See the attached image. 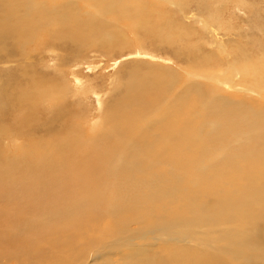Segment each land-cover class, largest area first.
I'll return each mask as SVG.
<instances>
[{
	"label": "bare ground",
	"instance_id": "obj_1",
	"mask_svg": "<svg viewBox=\"0 0 264 264\" xmlns=\"http://www.w3.org/2000/svg\"><path fill=\"white\" fill-rule=\"evenodd\" d=\"M90 2H101L102 4L99 3V5H96L97 8L96 10L93 9V12L90 10L86 11L85 7L90 8L92 6ZM95 2L93 0H82L81 5L84 7L81 8L76 0H19V4L17 3V0H0V44H3L0 48L4 50V52H2V50L0 51V66L7 65V63H15L19 70L16 71L19 74L21 71L25 70V61L31 60L33 56L30 55L32 53H37V51H46L49 56L52 55L51 57L54 59V64L51 65H55L57 63L58 60L55 59V54H57L58 51L64 52V54H70V56L76 58L75 61L77 60L76 62L73 61V63L75 62L77 66L70 65V68H72L71 73L73 74V76H71L73 80L72 88L69 86L71 82L68 81L66 83L67 77L65 78L64 71L69 68V61H64V58L60 59L61 62L58 61L60 64L55 66V69L54 67L52 68L54 69L53 72H47V69H44L47 70L44 75L37 72L34 79L35 81L29 77H27V79L25 78L24 83L27 82L30 88L34 89L33 92L35 90L38 91L37 95L36 93L34 94L37 96V98L35 96L36 99L33 101L34 103H31V106L29 105L30 111L27 110L28 112L25 114L24 110H26V108L23 103L20 101L16 103V100L11 99L12 95H10L9 98V95L6 94L8 97L6 95L5 97L8 99L3 98V104L0 102V134L1 132H4L2 134L5 135L12 134L15 132L14 125H18L22 126L23 130L24 126H26L25 132L33 134L34 136L41 137L38 133L50 135L55 128L54 127L52 129V125L55 122L52 123L50 119H52L51 110L54 108L57 109V103L54 101L57 97L54 99L56 95L53 94V100L49 90L51 91V89H53L52 85L60 80V87L66 89L68 93L69 91L70 93L74 91V96L79 99L77 100L78 102L80 99L81 101L82 99L85 100L88 96L98 99V101L96 100L98 104L96 105V112L101 113L98 121L105 123V121H101V117L103 116L110 119V125L103 127L102 123V128L99 127L100 130L97 133L102 134L103 136L95 143V136L88 141L90 145L95 148L94 153L89 149L90 147L86 148L82 146L81 148L73 146L68 151L63 153L65 158L72 159V162H70L72 164H69L72 171L70 173L72 175H69L71 178L69 177L67 180L72 184L69 195L70 197H68L69 189L67 190L64 189L65 187L63 188L59 186L56 187V184L55 187H46L45 182V186L42 187L46 188L38 189L35 192L34 197L41 198L39 199L40 203L43 201L49 202V204L53 203L51 205L53 207L52 215L56 216L65 211L66 214L70 215L69 218H71L72 215V217L75 216V218H78L79 220V217H81L80 215L84 212L83 209L88 206L86 195L89 193L83 194V191L84 193L86 190L90 191L87 189L89 183H96V186H93L94 188H98L100 183L101 186L99 189H101H98V192L99 197L102 198L101 195L105 191L103 188L108 187V183L106 182L107 179L113 178L114 181L119 182V180L124 177L123 179L130 182V188H125V185L127 184L126 182L123 184L125 187L121 186V184L120 187L123 190H121L123 192V194H121L130 204H134V211L131 220L133 219L134 222L138 224L139 228H141L136 237L131 236L134 232L131 228H121V232H124V236L121 234L123 236L124 244L122 243V238L117 236L118 239L115 241V244L118 247L116 248L119 249V246H122V248H131V240L134 237L135 239L138 238V240H141L143 245L146 247L154 244H162L163 247H161L166 249L172 248L176 244V241L186 242L191 240L196 243L197 247L202 249H199V251L193 250L198 252V257L195 259H187L185 261L186 257L184 256L185 259H183L184 261H179L180 264H229L225 259L231 257L233 253L228 250V248L243 245L240 241L247 240L252 242V244L249 245H251V250H253L252 252L255 251V253L245 264H264V120L260 118L258 112H256L257 110L255 111V109L251 108L247 104L242 103L243 101L240 102V105L236 106V104H234L236 108H233L228 106L227 101L225 100L227 97L225 96H220L218 94V96L215 97V95H213L214 93H205V91L201 94L199 91L200 87L196 84V82H193L194 80L188 83V88L184 90L178 89V87L173 84L177 83V79L179 77L178 75L177 78L172 76L174 74V70L179 68L182 71L186 70L184 73L194 76L195 80H199L200 78L201 72L198 70V67L201 64L194 61L195 59L202 61V57L200 56L202 53L197 48L193 50L189 41H186L189 37H184L185 39L183 38L184 35L188 34L189 30H193L196 37L201 39L204 38L201 40L202 44L200 46L197 44L199 48L210 49L207 48V45L210 44L212 48L211 50H220L222 55H227V58L225 57L226 63L230 64L234 70L233 73H231V78L225 80L226 83L227 81L236 83L244 80L249 74V70L245 69L246 65L241 64L236 57L233 58L232 62L228 59L232 58L230 56L231 51L244 49V44L238 42V38L240 36L236 32L229 34L219 32L210 16H207L206 26H204L203 29L205 35L198 36V27H196L198 26L197 15L201 12L200 5L202 3H200V5L196 4V8L194 9L192 8V5L190 6L188 3H184L181 0H163V4L161 3L160 6L157 3L148 4V6H151V10L154 9L156 13L159 12L154 15L156 16L155 18L149 14L150 18L148 19V8H143V5L141 6L143 2L141 3L139 0H96ZM203 3L206 4L207 1ZM168 5L172 6L173 9H168ZM144 6H147L146 3H144ZM243 7H245L244 4ZM162 13L165 15L169 13L170 16L168 18L173 19L167 22L164 26L167 29V34H172L175 31L177 32V35H180L181 37L163 38L160 34H153L154 32L151 28H155L159 26V24H162L160 21V16L163 18L161 15ZM104 15L110 16L111 20L115 24L117 23V25L126 22L123 23L121 27L125 25L129 33L134 32L135 34H138L139 31H142L145 36H149L146 46L145 43H140L139 37L136 38L137 41H132V43L131 41H125L122 44L125 45V49L131 50L130 53H132L129 54L130 57L124 64L121 63L122 60L117 59L118 61L109 62L106 65L100 64L99 66H87L89 71H95L94 73H96V69L98 67L100 68V66L103 65V68L105 69V67L107 68L109 65H112L110 70L115 71L113 73L116 75L121 73L123 75V80L126 79L127 82L125 81L126 84L124 85L126 87L125 91L128 90L127 95L126 93L124 94V98H126V100L124 102L121 100L113 105L105 104V99H107L106 95L108 93L106 95L103 93L98 96L91 94L94 93L93 87H91L90 83L91 80L87 81V79L82 77V72L80 71L82 62L79 63V61H81V56L79 55L83 54L84 49L89 48L91 44L94 45L95 42L100 41L103 42L102 45L100 44L101 47L105 48L104 46L107 43L109 44V47H111V42L114 39L119 38L120 40L121 32L117 34L119 28L113 22L110 23L111 26L110 24L107 25V22L104 21L105 18L103 19ZM153 18L154 20L151 22L150 20ZM53 21L59 24V28H61L59 31H65L64 36L67 39L66 42L63 41L65 38L59 42L58 40L57 42L55 41L53 35L54 30H52L54 29L53 27H55L53 26ZM240 21H242V19ZM42 26H44V29ZM45 27L47 30H45ZM121 27L120 29H122ZM166 29L164 31H166ZM7 40H9L11 45L14 46L11 50L8 49V51L4 46V43ZM30 43L31 45H29ZM116 46L118 45L116 44ZM116 48L117 47H115V49ZM121 48H123V46ZM146 49H148V51ZM259 50L264 51V46H260ZM40 53H37L39 54L37 57L34 56V60L40 63L42 62L41 67L45 66V68H48L46 66H49V61L44 60L45 58L40 55ZM150 53L155 54L157 57H170L174 66L170 65L168 62L165 64H168L169 68L167 67V69H162L164 72L159 73L158 68H155L156 70L153 72L151 71V73L148 74L145 73L142 78L145 79L148 85L149 93L143 94L141 90L137 91L134 89L133 85L136 83L135 80L137 76L134 75L132 77V72L129 67H135L136 73H142L139 68L150 67L151 69L154 65L156 67V64L150 63L155 60L154 57L150 56ZM94 57L96 56L94 55L93 59L91 58L87 62L93 61L95 59ZM85 61H83V63H86ZM237 64H241L242 66L237 67ZM27 65L28 64H26V66ZM28 67L31 68L32 63L29 64ZM41 67L37 70H41ZM257 67V70L251 71L253 81L249 84V89L251 88L254 90L253 92L256 93V96L258 95L260 97H264V63L258 64ZM103 68L100 69V72L104 71ZM33 69L34 67L32 68V71ZM0 74L2 73L0 72ZM178 74L180 75V73ZM113 75L112 80L109 79V85L112 87L114 82L117 85L109 88V91L107 92H110L112 89L118 90L121 86V84H118L119 80L116 76V79L114 80ZM169 76L172 78L171 80H168ZM4 77L5 75L3 78ZM12 77L14 79L13 73L7 75V83L11 81L10 79ZM213 77L215 78V76ZM218 80L220 82L219 77ZM17 82H19V79L15 80L13 83L15 84ZM157 82H160V86H158V88H156ZM167 83H170V88H173L171 85L174 86V89L176 87V93L182 91L180 100L177 98L179 95H174L171 91V95L169 97H164L161 94V91L166 88L165 86ZM20 88L22 87H19V89ZM79 91L82 92L80 95H78ZM154 91L155 95H153ZM12 93L14 92L12 91ZM60 100H58V102H60ZM63 100L66 102L65 99ZM63 100L61 102H63ZM25 101L27 100L25 99ZM58 104L57 106H59ZM121 105H123L122 109H120ZM14 106L18 107V109L16 108L17 110H15ZM54 111L55 110H53V112ZM63 114H61V116ZM81 114L83 113H80L79 116H81ZM61 116L58 117L61 118ZM89 121L90 120L83 119V124H87V127H92L96 124L95 121L93 123ZM64 123L61 121V126L65 127ZM16 131L19 130L16 129ZM92 134L94 133L92 132ZM112 138L113 140L116 139L117 144H124L125 148H121L123 149L121 151H119V149L116 151L115 149L113 150V153H109L108 150L115 145L110 144V140ZM116 142L114 141V143ZM63 143L65 142L63 141ZM69 144L70 143L68 141L66 145ZM72 144L73 143L70 145ZM31 148L36 149L37 152L42 155L41 152H43V148L41 144L35 143L32 146L26 147V149ZM143 150L145 152H143ZM42 158L43 159L40 160V163L47 164L46 169L56 173V168L51 167L54 162L51 161L50 157L48 156L46 160L45 155H43ZM77 166H79L80 177L75 174L74 169L77 168ZM60 167L67 166L61 165ZM120 171L124 173L121 178H119V175H121ZM26 179L27 182L30 183V177L28 174H26L25 180ZM63 180L64 179L61 181ZM82 184L83 186L81 188ZM110 184L112 183L110 182ZM113 184L115 183L113 182ZM110 186L108 188H115V186L113 188ZM59 189L64 193H58L57 191H59ZM115 189L114 191H116ZM108 191L109 190H106V193ZM59 194L66 200L68 199L66 204L60 203V205L57 206L58 202L54 203L52 201L55 197L59 196ZM80 195H82L81 197L85 195L84 197H86V199L82 198V200L79 201ZM141 195L142 199L140 198ZM110 196L113 195L110 193ZM118 196H121L120 193ZM90 197L91 196H88L89 202L91 203L92 201H90ZM95 197L94 202L97 200ZM71 198L75 199L71 200ZM123 198L121 199L124 200ZM75 200H78V202ZM104 200L105 198L103 196V201ZM98 201L101 202L102 200L99 199ZM229 201H236L238 204L229 203ZM110 202L113 205V202ZM107 203L108 202H106V204ZM49 204H45L44 208L50 206ZM93 206L95 205L93 204ZM90 208H92V205ZM105 208H107V206ZM109 208H113V206H109ZM100 209L101 208L98 209L99 213ZM79 211L83 212L78 215L77 213ZM102 212L100 214H102ZM62 214L60 216H62ZM86 215L84 214L83 218L86 217ZM121 215L123 216V211ZM58 217H52V220L54 218L58 220ZM123 218L121 220H123ZM56 219H54L53 222L59 223ZM139 219L142 220L139 221ZM97 220L98 219L95 221ZM39 222L42 223L41 221ZM45 223L46 222L44 221L42 228L47 227L44 226ZM45 225H47V223ZM95 232L96 229L89 234H94L96 236ZM105 233L109 232H103L104 235ZM82 235L84 234L82 233ZM107 236L109 235L107 234ZM103 237L105 236H102V238ZM96 238L99 237L96 236ZM166 239H169V241ZM108 240L111 241L110 238ZM88 241L89 239L85 241L86 246L92 244L91 242L87 244ZM93 247H95V245ZM206 247L211 248V254L207 251V249L204 250ZM102 248V251H105L104 247ZM69 249H65L66 256H69V253H67ZM92 249L90 250L89 248L90 251L87 250L88 253L92 252ZM113 249L114 248H111L112 251ZM93 250H95V248ZM172 250L173 249H168V251ZM72 252L75 253L74 250H72ZM95 252L98 251L95 250ZM88 253L87 255L92 256V254ZM119 254H122V251L119 252ZM63 255L65 256V254ZM95 255L96 254H94L93 260L96 259ZM70 256L69 259H72ZM36 257L37 256H35V258ZM72 257H74V255H72ZM246 257L247 256H244L243 258ZM84 263L86 262L84 261Z\"/></svg>",
	"mask_w": 264,
	"mask_h": 264
},
{
	"label": "rangeland",
	"instance_id": "obj_2",
	"mask_svg": "<svg viewBox=\"0 0 264 264\" xmlns=\"http://www.w3.org/2000/svg\"><path fill=\"white\" fill-rule=\"evenodd\" d=\"M76 1L80 5L81 8L84 7L83 5H81L82 0H76ZM93 1L95 2L96 0H93ZM181 1H183L184 3H188L190 6L192 5L193 9L196 8L195 7L196 4L200 5V3H202L200 5L201 12L197 15V18H198V20H197L198 24L197 25L198 26H196V27H198V29H197L198 36H204L205 35L203 29H204V26H206L207 16L211 17L212 22L214 23L216 29L219 30V32L227 33V34L232 33V32H236L240 36L238 38V42L241 44H244V49H241V50L236 49L234 51H231L230 56L232 58H228V59L232 62L233 58L236 57L240 61L241 64L246 65L245 69L249 70V74L244 80H241L239 82L232 83L231 81L230 82L227 81V83H226L225 80H227L228 78H231V73H233V70H234V69H232L230 64L226 63L225 57L227 58V55L226 54L222 55V52L220 50H216V51L211 50L212 48H211L210 44L207 45V48H210V49L199 48L198 45L200 46L202 44L201 40H203L204 38L201 39V38L196 37L194 31L189 30L188 34L184 35L183 38L189 37L186 41H189V44L193 47V50L197 48L202 53L200 56L202 57L201 60L203 61V63H202V61H199L198 59H195V61H194V62H198L201 64L198 67V70L201 72L200 73L201 75H200L199 80L198 79L195 80L194 76L184 73V71L186 72V70L182 71L181 69L176 68V70H174V72H173L174 74L172 76L177 78V75H178L179 78H181V77L182 78L181 79L178 78L177 83L173 84V85L178 87V89L184 90V89L188 88V83L192 82L194 80L193 82L194 83L196 82V84L200 87L199 91L201 92V94H203L205 91V93L206 92H210V93L212 92L211 94L214 93L213 95H215V97H217L218 94L220 96H225V97H227V98H225V100L227 101L228 106L233 107V108H236L234 106V104H236V106H237V105H240V102L243 101L242 103L247 104L251 108L255 109V111L257 110L256 112H258L260 118L264 120V97L263 96L260 97L258 95L256 96V93L253 92L254 90H252L251 88L249 89V84L253 81V79L251 77V71L257 70L258 69L257 65L264 63V56H263L264 51L259 50L260 46H264V43H263V41H264V0H254L255 2L253 0H241V1L240 0H231V1L230 0H205V1L204 0L203 1L202 0H181ZM206 1H207L206 4L203 3ZM139 2H141V3L143 2L142 4L140 3L141 6L143 5V8H146V9L148 8L147 9V12H148L147 18L148 19L150 18L149 14H151L155 18L156 16H154V15L159 13V12L156 13V11H154V9L151 10V6H148V4L150 5L152 3H154V4L157 3L159 6L161 5V3L163 4V0H139ZM17 3L19 4V0H17ZM90 3L92 4V6L90 8L85 7L86 11L90 10L93 12V9L96 10V8H97L96 5H99V3L102 4L101 2H95V3L90 2ZM144 3H146L147 6H144ZM214 4H215V6H214ZM243 4L245 7H243ZM205 5H207V6H205ZM220 6H222V7H220ZM140 8H142V7H140ZM168 9L172 10L173 8H172V6L168 5ZM108 15H110V14H108ZM108 15L103 16V19L105 18L104 21L107 22V25H109L110 23L113 22L110 18L111 15L110 16H108ZM161 15L163 16V18H161V16H160V21L163 24V26H162V24H159V26H157L155 28L154 27L151 28L152 31L154 32L153 34H155V33H156V35L160 34L161 37H163V38L181 37L180 35L178 36L177 32H175V31L172 34H167V29L164 26L166 25L167 22H169L173 19L168 18L170 16L169 13L166 15L164 13H162ZM219 16L221 17L222 20L220 19ZM154 18L151 19L150 21L153 22ZM241 19H242V21H240ZM145 20H147V19H145ZM53 23H54L53 26H55V27L52 26L54 28L52 30H54L53 35H54L55 41L56 42H57V40H58V42L62 41V39L65 38V36H64L65 31L64 32L59 31V29H61V28H59V24L56 23L55 21H53ZM123 23H126V22H123ZM122 24H118L119 26L117 25V23L115 24L119 28L117 31V34H119L121 32V36H120V40H119V38H117L111 42L110 46L111 47L113 46L112 49H111V47H109L108 43L104 46L105 48L101 47L103 42L98 41V42H95L94 45L91 44L89 48H86L87 50L84 49V51H83L84 53L79 55V56H81L80 57L81 61H79V63L82 62L81 63L82 67H80V71L82 72L81 75H82V77L87 79V81L91 80L90 83H91V87H93L94 93H91V92L90 93L95 95V96L102 95L103 93H105V95H106L108 93L106 95L107 99H105L106 105H113V104H115L121 100H122V102H124L126 100V98H124V94L126 93V95H127L128 90L125 91L126 87L124 85L126 84L127 81H126V79L123 80V75L121 73L119 75L114 74L113 72H115V71L110 70V67L112 65L111 66L109 65L107 68L105 67V69H106V71H105V69L103 68V65H106L109 62H116L118 60H122L121 61L122 64L127 62L126 60L130 57L129 54H132V53H130L131 50L124 48L125 45H122L125 41H131V43H132V41L133 42L137 41L136 38L139 37L140 43L143 42V43H145V46H146V43L149 39V36H145L142 31H139L138 34H135L134 32L129 33L128 29L125 27V25H123V27L125 29L123 27H121ZM110 26H111V24H110ZM139 26H140V23H139ZM42 27L44 29V26H42ZM120 27L122 29H120ZM164 28L166 29V31H164L165 30ZM45 30H47L46 27H45ZM124 32H126V33H124ZM248 36H250V37H248ZM123 38H124V40H123ZM66 40H67L66 38L63 39V41H65V42H66ZM139 40H138V42H139ZM4 44H5L4 46L7 49V51H8V49L11 50V48L14 47L11 45V42L9 40H7ZM96 44H98L99 46ZM116 44L118 46H116ZM1 45H3V44H0V47H2ZM29 45H31V43ZM95 46H97V47H95ZM122 46H123V48H121ZM115 47H117V48L115 49ZM1 50H2V52H4V50L2 48H0V51ZM146 50L148 51V49H146ZM40 52L37 51V53H40ZM37 53H35V54L32 53L30 55V56H33V58H31V60H29V61H27V60L25 61V63H24L25 70L21 71V73H19V74L17 73V71H19V70H18V67H16L15 63H11V64L7 63V65L0 66L1 67L0 72L2 73V74H0V92H1L0 93V102L3 104L4 103L3 98L6 99L8 97L7 95H9V98H10V95H12L11 99L16 100L15 101L16 103L19 101L23 103L24 107L26 108V110H24V114L28 112L27 110H29L30 106L34 103L33 101H35V99L37 98L36 95L38 93L37 90H35L33 92L34 89L30 88V86L27 84V82L24 83L25 78L27 79V77H29L30 79L34 80L37 72L41 75L46 74L47 70H48L47 72H49V71L53 72V70L55 69V66L60 64L59 63V62H61L60 59L64 58V61L65 60L69 61V64H68L69 68H67L64 71L65 78L67 77L66 83L68 81L71 82L69 84V86H71V88L73 87L72 86L73 80L71 77V76H73V74L71 73L72 68H70V67L72 65L77 66V64L75 63L77 61V60L75 61L76 58L70 56V54H66V53L64 54V52L58 51L57 54H55V59H57L59 62L57 61V63L55 65H51V64H54V62H53L54 59L51 57L52 55L49 56L47 54V52L44 51V52H41L40 55H42L45 58L44 60L49 61L48 62L49 66H46L48 68H45V66L41 67L42 62L40 63V62L34 60V58L37 57V55H39ZM94 55L96 56V57H94L95 61L93 60L91 62H87L89 59H91V58L93 59ZM150 56L154 57V59H155L154 62L152 61L150 63H154L157 65L156 67H155V65L152 66L154 69L153 68H151V69H153V70H151L150 67L139 68V70H141L142 73L141 72L136 73L135 67H129V69L132 72V77L134 75L137 76L136 80H135L136 83L133 85L134 89H136L137 91L141 90V92H143V94L149 93L148 85H147L145 79L142 78L143 75H145V73H147V74L151 73V71L153 72L154 70H156L155 68H158L159 73L164 72L162 69H167V67L169 68L168 64H165L168 62L170 65L174 66L173 61L170 57H162V56L157 57V56H155V54H152V53H150ZM123 59H125V60H123ZM73 61H75L74 62L75 64L73 63ZM83 61H85L86 63H83ZM31 63H32V67L30 68V67H28V65ZM26 64H28V65L26 66ZM100 64H103V65L100 66V68L98 67L96 69L97 70L96 73H94L95 71L92 72V71H89L87 69L88 68L87 66H90V65L99 66ZM241 64H239V65L237 64V67L242 66ZM33 67L36 71L34 69L32 71ZM39 67H41V70H37ZM53 67H54V69H52ZM102 68L104 71L100 72V69H102ZM44 69H47V70H44ZM11 73H13L14 79L12 77L10 79L11 81L9 80L10 81L9 82L10 84H9V83H7L8 80H6L7 79L6 77L8 74H11ZM175 73H177V74H175ZM178 73H180V75ZM99 74H100V76H99ZM4 75H5V77L3 78ZM112 75H113L114 80L116 79L115 76L117 77V79L119 80L118 84H121V86L119 87L118 90L112 89L110 92H107V91H109V88H112L115 85H117L114 82L113 86L110 87L109 79L112 80ZM213 76H215V78ZM217 76L219 77L220 82H219ZM191 78H192V80H191ZM17 79H19V82L14 84L13 82ZM171 79L172 78L169 76L168 80H171ZM200 80H202V81H200ZM92 81H93V83H92ZM60 83H61V80L55 82L52 85V88L54 90L53 89H51V91L49 90V92L52 95L51 96L52 99L54 97L53 94L56 95L54 97V99L56 97L57 98L55 100L54 99L53 100L57 104L59 103L58 104L59 106H57V104H56V107L58 110L59 109L61 110V111L60 110L58 111L55 108L53 109V110H55L54 112H53V110H51L52 111V113H51L52 119H50V120L52 121V123L55 122L53 125L51 123L52 129L55 127L54 131L57 133H55L54 131L51 133L54 135H51V134L50 135H44L45 133L44 134L38 133V135L41 136V137H39V136H34L33 134H29L28 132H25L26 126H24V130H23L22 126L14 125L15 126V128L13 127L15 130V132L13 130L14 133L5 135V134H2L4 132H1V134H0V252H1L0 253V264H26V263L27 264H38V263L39 264H41V263L42 264H52V262H53V264H72V262H73V264H79V263L80 264H123V263H125V264H180L181 260L185 259V257H186L185 261L187 259H191V258L195 259L196 257H198V252H195V251H199V249H202V248L197 247L196 243L192 242L191 240L186 241V242L176 241L175 242L176 244L172 248H168V249H173V250L168 251V249L162 248L163 247L162 244H154L152 246L146 247L143 245V242H141V240H138V238L135 239L136 235L139 234V230L141 227L139 228L138 224H136L133 219L131 220V217H132L133 211H134V204H130L122 196L123 190L121 189L120 185L122 184L121 186H124L123 184H125V182H126L127 184L128 183L129 184L128 185L126 184L125 185L126 187L125 186L124 187L127 189H128V187L130 188V182L123 179L124 173L122 171H120L121 173L119 172L121 174V175H119V178H121V176L123 177L121 179L122 181L121 180H119V182L114 181L113 178L107 179V181L105 180L108 183V187L111 185L110 186L111 188H113L115 186L116 189L115 188L110 189L108 187H107L108 189L103 188V189H105V191L101 195L102 198L99 197V192H98L101 189V188L99 189V187L101 186L100 183L98 185V188L96 187L97 189L94 188L96 186V183H89V185L87 186V189L90 191L86 190L85 193L83 191V194L89 193L88 195H86L87 199H86V197H84L85 195H83V197H81L82 195H80V197H79V201H81L82 198L88 200V206L85 207V209H83L84 212L79 211L80 213L79 212L77 213L78 215H80L83 212L82 215H80L81 217H79V220H78V218H75V216L72 217V215H71V218H69L70 215L66 214V212L64 211V212H62L64 214L61 213L62 216H60L61 214H58L59 217H58V215H56L58 217V220L56 218H54L59 223L53 222L54 219L52 220V217H56V216L52 215L53 207L51 205L53 203L49 204V202H46V201L45 202L43 201L40 203L39 199H41V198L34 197L35 192L38 189H42V188H46V187H50V186L55 187V184H56V187L59 186V187H63V188L65 187L64 189H67V190L69 189L68 197H70L69 195H70V189L72 187V184H71V182L69 183L67 180L69 177L71 178V176H69V175H72L70 173L72 171H71V168L69 165V164H72V163H70V162H72V159L68 158L70 160L69 161L67 158L64 157L63 153L68 151L73 146L74 147L77 146V148H81V146L86 147V148L90 147L89 149L94 153L95 148H93L88 141H90L91 138H93L94 136H95L94 143L96 141H98L100 139V137L103 136L102 134L97 133L100 130L99 127L102 128V126L106 127V125H110V123H109L110 119H108L105 116L101 117V121H105V123L98 121V118L101 114V113L96 112L97 111L96 105H98L97 104L98 99H96L92 96H88L87 98H85V100L82 99V101H81V99H80V101L78 102L77 100H79V99L74 96V93H73L74 91H72V93H70V91H69V93H68V91L66 89H64L63 87H60ZM173 85H171L173 88H170V83H167L165 86L166 88L161 91V94L164 97H169L171 95V92H172V94H174V95L178 94L179 96L177 98L180 100V95H181L182 91L176 93V87L174 89ZM10 86L15 87V88H12ZM158 86H160V82L156 83V88H158ZM19 87H22L23 89L22 88L19 89ZM32 87H34V86H32ZM58 88H59V90H58ZM95 90H97V91H95ZM12 91L14 93H12ZM22 91H24V92H22ZM3 92H4V94H3ZM35 93H36V95H34ZM81 93L82 92L79 91L78 95H80ZM60 94H62V95H60ZM5 95L7 97H5ZM57 95L58 96L60 95L59 98ZM153 95H155V91H154ZM35 96H36V98H35ZM120 96H121V99H120ZM252 97H253V99H252ZM19 98H20V100H19ZM136 98H137V96H136ZM22 99H23V101H22ZM25 99L27 101H25ZM63 99H65L66 102H64ZM58 100H60V102L63 100L64 103L63 102L60 103V102H58ZM235 102H237V103H235ZM64 104H65V106H64ZM41 106H42V104H41ZM0 107H1V105H0ZM63 107H66V108H63ZM16 108L18 109V107L14 106L15 110H17ZM122 108H123V105L120 106V109H122ZM64 109H66V110H64ZM63 111H65V112H63ZM79 112L83 113V114H81V116H79V114H80ZM77 113H78V115H77ZM61 114H63V115L61 116ZM57 115L61 116V118L58 117ZM64 115H65V117H64ZM20 116H22V115H20ZM64 118H65V120H64ZM83 119L90 120L89 122H92V123L95 121L96 124H94L92 127L89 125H88L89 127H87V124H83ZM61 121H62V123L65 122L64 126L66 128L61 126ZM102 123H103V125L101 126ZM82 126H83V128H82ZM20 128L23 130V132ZM56 128H58V129H56ZM16 129L19 130L20 132L16 131ZM92 132L95 135L92 134ZM16 134H17V136H16ZM12 135H13V137H12ZM111 140H110V144H115L114 145L115 147L114 146L111 147L112 149L110 148L108 150L109 153H113L114 152L113 150H115V149H116V151H117V149H119V151H121L125 148L124 144H117L116 139L113 140V138H112ZM63 141L65 143H63ZM68 141L70 144L73 143L75 145H73V144L72 145H70V144L66 145ZM114 141L116 143H114ZM35 143H39L42 145V148H43V152H41L42 155L39 154L37 152V150L34 148L26 149L27 146H32ZM87 145H89V146H87ZM119 145H121V146H119ZM121 148H123V149H121ZM58 152H59V154H58ZM143 152H145V151L143 150ZM56 153H57V155H56ZM62 154H63V156H62ZM43 155H45L46 160H47V157L49 156L51 161L54 162V163H52L51 167L56 168V171H57V172L55 171L56 173L51 172V170H47L46 169L47 164L40 163V160L43 159L42 158ZM50 155H52V156H50ZM211 159H212V155H211ZM14 165L16 168L14 167ZM42 165H44V166H42ZM61 165H65L67 167H60ZM67 168H68V170H67ZM74 170H75V174L78 177H80L79 176L80 175L79 166H77V168H75ZM26 174H28V176L30 177V183L27 182V179L25 180ZM8 177L9 178L11 177V178L9 179ZM62 179H64V180L61 181ZM56 180H60V181H56ZM109 181L112 184H110ZM44 182L46 183V187H42V186H45ZM113 182L115 184H113ZM25 183H27L28 185ZM83 184L81 185V188H82ZM114 189L117 192L114 191ZM106 190H109V191L111 190V191L110 192L108 191L106 193ZM57 192L58 193L59 192L64 193L60 189ZM118 192L120 193L121 196H118L119 195ZM110 193L113 196H110ZM115 193H117V194H115ZM92 194H94V195H92ZM114 194H115V196H114ZM88 196H91L90 201H92L91 202L92 204L89 202ZM103 196L105 198L104 201H103ZM94 197L97 199V200H95V202H94ZM55 198L52 201L54 203L58 202L57 206H59L60 203L66 204L67 200H68V199L66 200L65 198L61 197L60 194H59V196H57ZM115 198H117V199H115ZM121 198H123L124 200H122ZM140 198L142 199V195ZM74 199L75 198H71V200H74ZM99 199L102 201L101 202L98 201ZM118 199H120V200H118ZM75 201L78 202V200H75ZM105 201L108 203L106 204ZM110 201L113 202V205ZM229 203L238 204V202H236V201H229ZM37 204H38V206H37ZM45 204H49L50 206L44 208ZM89 204L92 205V208H90L91 205H89ZM93 204L95 206H93ZM115 204H116V207H115ZM40 205H42V206H40ZM105 205L107 206L108 209L105 208L106 207ZM109 206H113V208H109ZM99 208H101L100 213L103 210L102 214L99 213V210H98ZM122 211H123V216L121 215ZM84 214L85 215L87 214L86 217H84L85 219L83 218ZM98 214L100 215V217ZM121 216H122V218L125 216L123 218L124 221L121 220L122 219ZM92 217H95V218H92ZM80 218H82V219H80ZM99 218H100V220H99ZM47 219L50 221V223ZM96 219H98V220L95 221ZM141 220L142 219H139V221H141ZM39 221H41L42 223H40ZM44 221L47 223V225H45L46 224L45 223L44 226H47V227L42 228ZM118 221H119V223H118ZM39 223H40V225H39ZM110 227H111V230H110ZM125 227L131 228V230L134 231L131 236H135V237L131 240V246H130L131 248H129V247H126V248L123 247L122 248V246H119V249H118V248H116L118 246H116L115 241L119 237V238H122V243H123L124 232H121V228H125ZM104 228L109 229V230H106ZM95 229L97 232V233L95 232V234L99 238H96V236L94 234L93 235L89 234L92 231H94ZM76 231L78 232V234ZM101 231H102V233H101ZM105 231L109 232L111 234L105 233V235H104L103 232H105ZM112 231H114V232H112ZM82 233L85 236L82 235ZM107 234L109 236H107ZM114 235H115V237H114ZM102 236H105L106 239H105V237L102 238ZM107 238L108 239L110 238L112 242L109 241ZM75 239H76V241H75ZM84 239H86V240H84ZM88 239H89V241L87 242V244H89L90 242L92 244L93 243L94 244L93 245L90 244V245L86 246L85 241H87ZM166 240L169 241V239H166ZM107 241H109V242H107ZM105 242H107V243H105ZM240 242L243 245L228 248V250H230L233 253V255H231L232 258L229 257V258L225 259L229 264H245L252 257V255L255 253V251L252 252L253 250H251L252 249L251 245H249V244H252V242L247 241V240H241ZM108 243H109V245H108ZM246 244H248V245H246ZM94 245H95V247H93ZM91 246L93 247V249L95 248V250L98 252H95V250H93ZM98 246H99V248H98ZM219 246H220V243H219ZM102 247H104V250L106 252L102 251L103 250ZM89 248H90V250L92 249V252L88 253L87 250H89ZM106 248H108V249H106ZM111 248H114L113 251L111 250ZM231 248H233V249H231ZM65 249L66 250L69 249V251L67 252V253H69V256H70L72 250L75 251V253L72 252V254L70 256V258H72V259H69L68 255L66 256V253H65L66 250ZM98 249L100 250V252ZM206 249L211 254V250H210L211 248L206 247L204 250H206ZM248 249H250V250H248ZM141 250H142V252H141ZM143 250H145V251H143ZM193 250H195V251H193ZM84 251H85V253H84ZM107 251L109 254L107 253ZM121 251H122L123 256H122V254H119V252H121ZM154 251H156V252H154ZM86 252L88 254H92V256L87 255ZM181 252H182V254H181ZM142 253H145V254H142ZM38 254H39V256H38ZM63 254H65V256ZM94 254H96L95 255L96 259L93 260ZM72 255H74V257H72ZM236 255H238V256H236ZM35 256H37L36 257L37 259L35 258ZM239 256H241V257H239ZM244 256H247L248 259H247V257L243 258ZM90 257H91V259H90ZM232 259H234V260H232ZM33 260H34V262H33ZM238 260H240V261H238ZM84 261L86 263H84ZM213 264H215V263H213Z\"/></svg>",
	"mask_w": 264,
	"mask_h": 264
}]
</instances>
